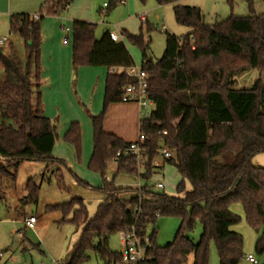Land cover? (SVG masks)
I'll use <instances>...</instances> for the list:
<instances>
[{"label": "trees", "instance_id": "obj_1", "mask_svg": "<svg viewBox=\"0 0 264 264\" xmlns=\"http://www.w3.org/2000/svg\"><path fill=\"white\" fill-rule=\"evenodd\" d=\"M122 1L107 0L105 4L109 8ZM177 1L157 0V3L173 4L176 21L190 31L177 36L166 30L165 50L156 62L149 54L150 40L142 32L121 31L142 53L139 66L148 74V93L154 101L150 115L139 123V135H145L141 144L146 157L143 168L133 155L116 156L131 142L106 132L103 127L108 106L122 102L123 87L135 83L136 79L124 71L136 65L134 58L124 42L111 38L110 30L97 38L95 23L80 19L72 22V66L106 67L114 71L106 77L102 111L91 114L93 151L88 168L103 178L102 186L96 188L103 194V200L92 218L82 197L46 206L47 211L61 212L63 220L71 215L70 221L81 228L77 242L62 264H83L90 259V252L105 263H123L121 252L108 247L110 236L133 228L139 236H145L147 225H155L161 216L178 217L180 223L173 240L163 246L156 243L153 228L150 235L153 246L147 251L149 264H187L191 254V264H209L212 241L219 264H241L246 255L243 236L231 229L240 221V216L230 209L234 203L243 206L247 223L259 232L255 251L264 254V167L253 161L264 154V84L259 78L252 88L232 86L233 77L240 72L248 69L264 72V14H256L254 1L246 0L250 14L231 15L209 24L199 7ZM73 2L43 0L36 21L28 14L10 16L11 33L21 35L24 40L26 62L18 59L15 50L6 55L0 49L4 75L0 82V198L5 197L4 181L15 183L24 161H44L48 165L63 162L52 155L57 125L43 114L41 22L46 16H60ZM228 2L232 4L233 0ZM6 120L16 125L6 124ZM64 140L74 147L80 161L79 122L70 124ZM163 148L170 151L169 158L161 153ZM159 157L163 165H173L182 177L176 195L167 194L165 189L155 192L149 185L156 170L163 169L154 166ZM113 161L116 173L137 175L145 181L138 194L128 200L118 197L126 188L105 177ZM75 178L78 184L90 187L76 175ZM25 189L20 203H37L40 187L32 178ZM197 222L202 233L194 242L188 234Z\"/></svg>", "mask_w": 264, "mask_h": 264}, {"label": "rangeland", "instance_id": "obj_2", "mask_svg": "<svg viewBox=\"0 0 264 264\" xmlns=\"http://www.w3.org/2000/svg\"><path fill=\"white\" fill-rule=\"evenodd\" d=\"M75 1L76 0H74V2ZM89 1L93 6V18L90 20V22L96 24L95 35L97 38L102 35L105 27L102 21L109 22L111 27L121 23L122 11L124 10V7L121 6L120 3L116 6L105 8L103 12H101V9L104 8V3L107 0ZM125 1H127L131 6V12L127 13V15H130V18L128 19L129 24L131 26L135 25L134 32L130 31V33L139 34L142 32L144 38L146 40H150L149 54L152 57L153 62H156L158 59H160L164 53L166 46V30L169 33L175 34L177 36H182L190 31L189 27L181 25L176 21L173 11V4L160 6L157 3V0ZM178 1L180 4L185 6L199 7L205 15L206 23L209 24L222 21L231 15L246 16L250 14L246 0H233L232 4H230L228 0ZM253 1L256 14H264V0ZM42 2L43 0H40L37 8V14H39ZM68 9L60 16H46L41 22L42 26L48 27H44L43 32L41 30V45L50 33L49 28L57 29L59 34L57 39H59V43L61 44L65 37H67L68 47L66 48L67 50L72 51L71 32L67 34L63 30L64 27H69L71 29L72 26L71 22L66 19ZM143 14H145L147 17L145 22L140 20V16ZM31 15L33 14L31 13ZM148 27L151 29L148 30ZM163 27L165 29H163ZM7 35L10 39V42L13 43L18 59L22 63H25L26 51L23 38L21 35L11 32ZM121 40H123L128 46L132 55L134 56L135 61L137 63H141L142 53L140 49L129 43V41L124 36H122ZM72 68L73 72L70 78L71 87L69 90L71 91V95L75 99L79 108L80 116H78L79 118L76 122H79L81 126V159L80 161L77 159L74 147L64 140V135L70 124L65 122L63 119H52L57 125L58 133L52 155L63 162L48 165L44 161H24L18 168L16 182L12 183L9 180L4 181L5 197L4 199L0 198V250L5 252V257L0 260L1 263H3L8 257L14 258V264L64 263L68 252L71 250L72 246L77 242L80 236L81 228H78L76 224L70 221L71 215L63 220V214L61 212L47 211L46 206L49 204L64 203L70 201L73 197H82L84 199L85 205L87 206L89 217L92 218L95 215L99 204L103 200V194L96 189L102 186L103 178L101 174L93 172L88 168V162L93 151V125L91 114L98 115L102 111L104 91L102 92L101 87L100 93L102 94V100H97L96 87L98 84L97 81H94L91 88H88L85 93L86 99H83L82 97L84 96L81 95V92H79L78 88L82 82L80 78L77 77V69H75L73 66ZM99 68H103L107 71L106 67ZM259 78L264 84V72L261 73L257 69H248L236 74L233 77L232 86L235 89L252 88ZM122 103L135 102L122 101ZM96 104L100 106V110L98 112H95ZM152 110L153 108H151L149 111ZM262 111L264 112V105L262 107ZM122 117L123 116H121L119 112H114L111 116L109 124L114 125V127H117L116 125L119 124L123 129H125L126 122L123 121ZM5 123L16 125L13 121L9 120H6ZM128 128H130V124H128ZM135 128V141H137L139 138L138 124L135 126ZM259 156H264V154ZM257 158H255V165L264 167V162L263 164H259ZM155 162L158 163L160 167L163 166V160L161 157L157 158ZM75 175L84 182H88L90 187H85L78 184L76 182ZM105 177L109 181H114L117 186L126 188L118 194L119 198L125 200L137 195L139 187L145 183V181L140 179L137 175L116 173V163L114 161L111 162L107 167ZM30 178H32L34 182L40 187L38 202L22 205L20 203V199L26 194L25 187L28 179ZM181 179L182 177L178 170L173 165L166 163L161 171L156 170V174L153 175L149 185L152 186L153 191L162 192V190L157 187V183L162 182L167 194L176 195V187ZM186 187L189 189L188 182H186ZM230 209L240 216V221L237 224L232 225L231 229L243 236L245 255L252 254L259 262H264V254L258 255L255 251V243L259 232L252 229L247 223L243 206L240 203H234L231 205ZM25 215H35L37 217L34 230L24 228V224L21 220ZM179 223L180 220L178 217H158L155 225L152 223L147 225L145 230L146 236H150L153 228L155 227L156 243L160 246H163L173 240ZM201 233L202 226L200 222H197L194 230L189 232L188 235L194 242H197L200 239ZM108 247L111 251L122 252L121 233L110 236L108 240ZM89 255L90 259L83 264H123L121 262L105 263V261L94 252H90ZM192 261L193 255L191 254L187 264H191ZM209 264H219L216 245L213 241L210 243ZM241 264L250 263L244 259Z\"/></svg>", "mask_w": 264, "mask_h": 264}, {"label": "crops", "instance_id": "obj_3", "mask_svg": "<svg viewBox=\"0 0 264 264\" xmlns=\"http://www.w3.org/2000/svg\"><path fill=\"white\" fill-rule=\"evenodd\" d=\"M40 0H0V35H7L10 31V16L12 14H28L33 16L37 14V8ZM176 3L180 4L179 1ZM124 7L122 11V19L120 24H116L113 27L110 26L109 22L102 21L104 24V30L116 31L120 35V40L122 39L121 31L123 29L129 32H134V26L129 24L128 19L130 15L127 13L131 12V6L127 1L123 0L120 3ZM108 6L104 3V8L101 12ZM31 13L33 15H31ZM93 16V6L89 0H76L68 9L66 19L72 22L76 19L92 20ZM69 22V23H70ZM109 24V25H108ZM44 27L41 25L42 32ZM48 28V27H47ZM48 37L45 38L41 45V65L43 67L40 79V90L42 93L43 102V114L51 119L65 120L68 124L76 122L80 116L78 105L71 95L69 88L71 87L70 78L73 72L72 68V51L67 50L68 44H60L57 29H50ZM134 34V33H133ZM8 36V35H7ZM9 38V37H8ZM47 39V40H46ZM57 40V41H56ZM56 42V43H55ZM125 43V42H124ZM127 46V45H126ZM128 47V46H127ZM11 49H14L13 43L9 42L4 47L1 48L2 52L6 55H10ZM129 49V48H128ZM130 51V49H129ZM131 53V51H130ZM132 54V53H131ZM133 56V55H132ZM134 58V56H133ZM135 61V59H134ZM136 64H141L136 62ZM110 70L107 71L99 67H79L77 69V77L81 80V85H79V92L83 99H86L85 93L88 88H91L94 81H97V100H102V94L100 93L101 87L102 92L105 91V81ZM3 71L0 67V82L3 79ZM104 84V89H103ZM101 94V97H100ZM104 94V92H103ZM104 100V96H103ZM95 101V98H94ZM101 102V101H100ZM100 106L96 104V111L98 112ZM103 108V107H102ZM114 112H119L123 121L126 122L125 129H123L119 124L117 127L110 125V119ZM140 123V108L135 103H111L106 111L103 127L106 132H113L118 137L124 139L127 142H133L136 140V128ZM130 124V128H128ZM135 128V129H133ZM68 129V128H67ZM66 131V130H65ZM54 150V149H53ZM263 155V154H259ZM257 155L255 158L258 159L259 164H263L264 156ZM254 158V162H255ZM164 168V165H163ZM88 183V182H87ZM89 184V183H88ZM190 188V186H189ZM26 216V215H25ZM5 257V256H4ZM14 264L15 260L12 257H8L3 263L0 264Z\"/></svg>", "mask_w": 264, "mask_h": 264}, {"label": "built area", "instance_id": "obj_4", "mask_svg": "<svg viewBox=\"0 0 264 264\" xmlns=\"http://www.w3.org/2000/svg\"><path fill=\"white\" fill-rule=\"evenodd\" d=\"M106 5V4H105ZM39 19V14L31 16V20L36 21ZM140 20L145 22L147 17L145 14L140 16ZM163 29H165L163 27ZM63 30L68 34L71 29L69 27H64ZM110 36L113 40L119 41L120 35L116 31H110ZM9 38L7 35H0V49L8 44ZM63 44H68V38L65 37ZM114 71V70H110ZM118 71V70H115ZM125 74L129 77L135 78V83L126 85L122 90V101L123 102H135L140 108V119L147 118L154 108V101L148 93V74L141 69L139 65H134L126 70ZM165 133V132H164ZM145 140V135H139L137 141H133L130 145L123 151L116 154L117 157L122 155H133L138 166L143 168L146 162V157H144V149L142 143ZM161 153L164 157L169 158L171 156L170 151L167 148H163ZM154 166L159 167L158 163L154 162ZM157 187L161 190L164 189V184L162 182L157 183ZM22 223L26 229H35L37 222V217L35 215L24 216L22 218ZM122 237V260L123 264H149L147 251L153 246L150 236H139L135 229H127L121 233ZM5 256V252L0 250V260ZM245 260L250 264H259L257 258L248 254L245 256Z\"/></svg>", "mask_w": 264, "mask_h": 264}]
</instances>
